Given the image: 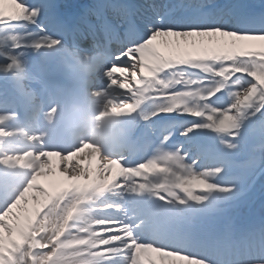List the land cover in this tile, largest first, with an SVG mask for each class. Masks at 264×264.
I'll return each mask as SVG.
<instances>
[{
  "label": "snow or ice",
  "instance_id": "snow-or-ice-1",
  "mask_svg": "<svg viewBox=\"0 0 264 264\" xmlns=\"http://www.w3.org/2000/svg\"><path fill=\"white\" fill-rule=\"evenodd\" d=\"M0 41V102L59 116L78 140L50 146L48 130L6 126L20 111L0 113V264H220L188 249L238 231L224 206L264 176V144L236 158L264 117V0H95L73 23L54 0H0ZM29 50L105 82L45 105ZM147 101L139 120L120 119ZM207 133L215 145L185 146ZM242 166L255 172L247 187L227 178ZM235 259L264 264V218Z\"/></svg>",
  "mask_w": 264,
  "mask_h": 264
},
{
  "label": "rangeland",
  "instance_id": "rangeland-1",
  "mask_svg": "<svg viewBox=\"0 0 264 264\" xmlns=\"http://www.w3.org/2000/svg\"><path fill=\"white\" fill-rule=\"evenodd\" d=\"M0 92H2L1 88H0ZM2 99L5 98L3 97ZM202 136L205 137L204 139L206 140V143L215 145V140L212 138L213 134L207 133ZM263 137H264V117L257 116L254 119L249 120L248 123L245 125L244 131L240 137L241 153H244V155L240 154L239 159H243L247 156H254V157L261 156L262 152L259 147L261 144H264ZM259 139L262 141V143L258 142ZM250 151L258 154L253 155L252 153H250ZM235 171H236V176H234V178L240 179L242 181L243 187L250 184V178L251 177L254 178L255 176V172H253L251 168L248 166L238 167L233 171H231V173L235 175ZM262 177L263 178L261 183L264 182V176ZM234 178L232 179V182H235ZM244 196H249V193L247 192L246 195ZM244 196L240 197V199L246 201L247 199L244 198Z\"/></svg>",
  "mask_w": 264,
  "mask_h": 264
},
{
  "label": "bare ground",
  "instance_id": "bare-ground-1",
  "mask_svg": "<svg viewBox=\"0 0 264 264\" xmlns=\"http://www.w3.org/2000/svg\"><path fill=\"white\" fill-rule=\"evenodd\" d=\"M33 1V0H32ZM55 4H56V1H54ZM8 47V42L7 41H0V49H3V48H7ZM169 49H165L164 48V51H168ZM23 59V58H22ZM25 60L28 62V70L31 74H35L36 73V69L33 68L31 62L29 61L28 58H25ZM120 119H123V118H120ZM7 125H10V123H8ZM34 128L37 129V125L34 124L33 126ZM33 127H31L30 129L33 131ZM32 133H35V132H30L29 134H32Z\"/></svg>",
  "mask_w": 264,
  "mask_h": 264
}]
</instances>
